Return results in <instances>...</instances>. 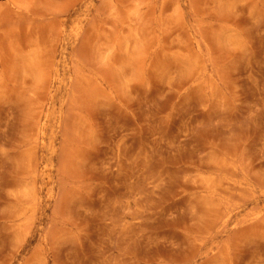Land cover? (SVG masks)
<instances>
[{"label":"rangeland","instance_id":"374dc122","mask_svg":"<svg viewBox=\"0 0 264 264\" xmlns=\"http://www.w3.org/2000/svg\"><path fill=\"white\" fill-rule=\"evenodd\" d=\"M0 264H264V0H0Z\"/></svg>","mask_w":264,"mask_h":264}]
</instances>
